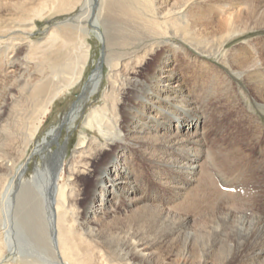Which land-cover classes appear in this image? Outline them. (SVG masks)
<instances>
[{"label": "bare ground", "instance_id": "1", "mask_svg": "<svg viewBox=\"0 0 264 264\" xmlns=\"http://www.w3.org/2000/svg\"><path fill=\"white\" fill-rule=\"evenodd\" d=\"M39 4L0 1V225L14 221L13 237L20 231L49 260L7 264H264V206L246 215L222 199L239 198L232 181L244 156L207 147L199 110H234L250 141H262L264 163V127L240 105L264 114V0H54L56 14L80 13L33 41ZM94 29L103 48L76 107L45 130L87 70ZM78 121L69 151L62 137ZM213 170L233 183L229 194ZM81 174L91 181L78 207ZM156 187L164 198L145 196Z\"/></svg>", "mask_w": 264, "mask_h": 264}, {"label": "rangeland", "instance_id": "2", "mask_svg": "<svg viewBox=\"0 0 264 264\" xmlns=\"http://www.w3.org/2000/svg\"><path fill=\"white\" fill-rule=\"evenodd\" d=\"M33 1H38V3L42 4V6L40 4L39 5L42 8L44 7L43 10H41L43 17L35 19V25L36 26H35L34 31H32L31 37H30L31 40H33V41L42 40V38H44V36L46 35L47 31H50V29H54V27L57 28L58 26L61 25L60 23H62V24L68 23L70 20L73 19L74 13H76V14L80 13V12H78V10L77 11L74 10L73 12H69V13L65 12L62 14H56V12H53V11H55L54 10L55 6L51 5L54 3V0H46V2H45V0H33ZM83 2H84V0H82V3ZM34 3H37V2H34ZM81 6H82V4H81ZM84 7H86V6L84 5L83 8ZM4 9H5V7L0 9V20L5 17L6 11H4ZM12 13H13V11H12ZM91 32H92V38L90 40L91 44H92L91 60L88 64L87 70L84 73V76L82 77V79L78 82L77 87L72 88V89L68 90L67 92H65V94L63 96H61L55 102L51 112L49 113L48 117L46 118V120L44 122L45 127H43V128L45 130L50 128V126H52L53 124H56L58 122V120H59L58 116L61 115V112H66V111L68 112L69 110L74 109L76 107L74 105H76L78 97L82 94L83 87L85 86V83L88 80L89 75L92 73L93 68L95 67V64L97 63V61L99 59L100 53H101L102 48H103L102 47L103 46L102 40L99 39L101 37V35L98 34L99 33L98 29H94ZM240 40L233 41L227 47H231L232 45L235 44V42H239ZM244 40H246V38H244ZM94 58H96L95 62H93ZM211 60L213 63L215 62V59H211ZM92 62L94 63L93 65H92ZM221 67L224 70L226 69L224 66H221ZM226 70H228V69H226ZM106 71H107L106 69H104L103 71L101 70L99 72V75H100L99 77L101 78L103 75L105 76ZM232 84L235 87L236 86H238V87L244 86V82L240 78L235 77V75H234ZM100 93H101V90L92 96V98L89 101L90 106H91V104L92 105L96 104L100 100ZM189 96H190V98H192L193 101L195 100V95L194 96L189 95ZM240 102H241L240 105L241 106L243 105L244 110H246L248 112L250 111V113L257 115V117L260 119V122L262 123V125L264 127V114L259 110L251 111V110L247 109L248 105L252 104L251 101L248 102L246 100L245 101L243 100ZM73 103H74V105H73ZM200 109L202 111L208 112V120H210L208 122V124H206L209 126V129H210L209 133L207 135V138L205 140V142L207 143V147H211L214 150L215 149L220 150L221 152H226L228 150L230 151L231 149H234V150L236 149V151H237V153H239V155L244 156V159L241 160V162L238 164V170L236 171L237 173H234L235 175L233 174L234 175V179H233L234 181H232V182H235L234 186H233V183L231 185H227L226 178L223 180L224 177H222V174L217 173L214 170L212 171L213 172L212 173L213 178L215 179V182L219 181V185L221 184L219 187V190L221 193L222 192L226 193L229 189V191L227 192V194H229L230 190L235 188V184L238 186V187L237 186L236 187H237V189H239V192H238L239 198H236V200L231 201L230 199L228 200L227 197L222 196L223 197L222 199L225 200L224 201L225 203L228 202L229 204H233L234 206H236L238 209L243 210L244 212L246 211L245 212L246 215L253 214L252 213L253 211L257 212L259 210V208L264 206V172H259L256 169L257 167H259L258 166L259 164L261 166L264 165V163H260L261 160L258 157V155L256 154L257 148L261 145L262 141L260 142V144L257 142H256V144H254L253 140L250 141L251 138L247 137V134H245V132H244V128L242 125L243 123L239 122V118H237L238 114H236L234 112V110L228 109L227 106H225L223 104L219 105L217 102H212V108H211V106L208 108H202L199 106V110ZM240 109H242V108H240ZM202 113H204V112H202ZM80 124H81L80 121H78L75 124V126H73V128H71L69 131H65L63 134L64 136L62 137V140H63L62 142H68L69 143V151L72 148H74L78 142V139H79L78 129H79ZM262 145H263V143H262ZM55 148H56V146H55ZM105 153H106V150H104L101 154H99L97 156V159H96L97 161H95V163L101 162ZM253 153H255V156L253 155ZM141 160L138 161V164L143 166L144 168L145 167L148 168L147 162L144 161L143 159H141ZM229 162L230 161L228 160L227 163H229ZM34 164H35V160L32 158L30 161V169L31 170L34 169ZM251 169H254V171H251ZM255 171H258V172H255ZM90 175L89 174H81L79 177L80 181L78 182V185H79L78 187L81 188V191H80L81 193L76 200L77 201L76 205L78 207H80L84 202V198H85L86 193L88 191L87 188H88L90 181H91ZM27 178H28V173H26V177H24V179H27ZM147 181L151 184L153 183V180L151 179V177H148ZM224 184H226V185H224ZM239 185L242 188L239 187ZM152 186H156V185L153 183ZM232 186H233V188H232ZM156 188L157 189L155 191H151V189L150 190L145 189V193H146L145 196L147 195V196L154 198V199H157L159 197L164 198L162 195L163 193H162V191H160L159 187H156ZM242 191H243V193H242ZM227 194H225V195H227ZM241 195L244 197L242 198ZM253 199H256V201L255 200L253 201ZM169 207H171V206L169 205ZM11 208H12V206L10 207V209ZM195 220H198V218H196ZM3 221H4V223H3ZM3 221L0 225V227L2 228L1 230L4 232L3 237H2V241L4 240V242H5L4 243L5 249L3 250V254H2L3 255L2 257L4 258V260H2V262H0V264H7L11 261H14L15 258H17V257H25L27 259H30L32 257H37L39 260H42V261L45 258L49 260V257L47 255H45L46 250L43 249V251H42V248H40V250L37 249V247L29 239H26V237L20 231H19V233H17V237H13L14 233L16 232L15 230H18L17 227L14 225V221H9V220L8 221L3 220ZM117 225L120 226L121 222H118ZM13 256H15V257H13ZM3 258H1V259H3ZM5 259L7 261H5Z\"/></svg>", "mask_w": 264, "mask_h": 264}]
</instances>
